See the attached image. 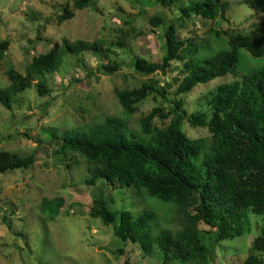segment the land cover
<instances>
[{"label": "rangeland", "instance_id": "rangeland-1", "mask_svg": "<svg viewBox=\"0 0 264 264\" xmlns=\"http://www.w3.org/2000/svg\"><path fill=\"white\" fill-rule=\"evenodd\" d=\"M189 1L178 0L175 6L164 8L153 0H92L89 7L75 10L72 19L58 25L56 16L65 5L73 9V0H0V41H9L0 61V89L9 85L8 68L24 74L32 56L47 52L54 43L95 42L101 48L100 52L82 53V64L74 56H65L55 73L44 74L41 79L52 91L50 95L39 97L32 85L14 97L11 110L0 104V151L32 155L34 159L29 169L0 173V264H161L156 256H143L138 245L116 239L112 226L90 217L89 210L98 196L111 211L136 214L148 211L151 204L156 212L155 222L151 221L155 232L176 233L182 229V217L174 205L139 197L131 189H112L101 181L87 186L86 162L77 154L59 161L54 155L57 144L44 129L82 131L86 128L83 125L115 116L127 122L128 130L138 132L139 118L153 108L170 112V103L149 96L137 105L133 116H124L115 96V90L135 89L151 78L159 79L161 86L174 77L180 78L170 69L166 74L144 76L136 73L132 64L136 57L160 62L167 24L177 26L180 39L208 40L210 29L239 33L259 29L264 39V12L249 7L244 0H223L227 20L215 23L199 18L178 20V8ZM155 15L162 17L164 24L150 26L149 19ZM209 42L210 48L209 44L204 46L195 57L197 62L227 48L223 38L210 37ZM97 64H116L119 69L102 75ZM263 67L264 56L253 58L240 50L239 76L226 75L197 85L183 96L185 111L203 110L207 95L218 85L239 81L248 71ZM175 88L173 84L170 92ZM169 119L156 117L153 124L163 127ZM182 131L192 139L209 136L206 129L191 127L186 121ZM44 198L63 199L59 214L52 220L48 211L41 210ZM245 220L241 236L214 246L210 264L244 261L263 227L262 218L250 211ZM199 228L208 230L202 224ZM118 249L123 253L118 254ZM261 256L264 259V253Z\"/></svg>", "mask_w": 264, "mask_h": 264}, {"label": "trees", "instance_id": "trees-1", "mask_svg": "<svg viewBox=\"0 0 264 264\" xmlns=\"http://www.w3.org/2000/svg\"><path fill=\"white\" fill-rule=\"evenodd\" d=\"M153 1L170 8L178 0ZM223 2L189 1L178 8V20L226 21L227 9ZM91 3L92 0H73V9L63 6L56 16L57 24L72 19L75 10L85 9ZM243 3L264 12V0H244ZM162 24L164 20L158 15L149 19L152 27ZM259 31L239 33L210 29L209 39L200 42L180 39L177 26L167 24L160 62L136 57L132 64L136 73L144 76L166 74L170 69L180 74V78L174 77L162 86L159 79L151 78L138 88L115 90V96L124 116H133L137 105L149 96H158L170 103V112L165 113L161 107L153 108L139 118L138 132L128 130L127 122L115 116L83 125L86 128L82 131L44 129L57 144L54 155L59 161L77 154L86 162L87 186L101 181L112 189H131L139 197L174 205V210L182 217L181 231L156 233L153 205H148V211L135 214L129 210L111 211L101 196L95 198L89 216L112 226L116 239L138 245L143 256H156L161 264H210L214 246L243 234L245 214L250 211L262 218L263 227L241 264H264L261 256L264 253V67L248 71L239 81L218 85L207 95L203 110L187 113L183 100V96L199 84L226 75L237 78L240 50L253 58L264 56V39ZM210 37L225 39L227 48L197 62L195 57L210 43ZM118 44L123 47V43ZM8 47V40L0 41V61ZM100 49L95 42L63 40L61 44L54 43L47 52L32 56L24 74L8 68L9 85L0 89V104L11 110L14 97L32 85L39 97L50 95L52 91L41 79L44 74L55 73L65 56H74L76 62L82 64V53L100 52ZM118 69L116 64H97L102 75H111ZM173 84L176 88L171 93ZM156 117L161 120L170 117L169 123L157 127L153 124ZM184 121L191 127L206 129L209 136L187 137L182 131ZM33 160L32 155L0 151V173L29 169ZM63 203L61 198H44L41 210L48 211L52 220ZM200 224L208 230L200 229ZM117 252L122 254L123 250Z\"/></svg>", "mask_w": 264, "mask_h": 264}]
</instances>
